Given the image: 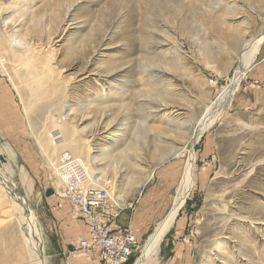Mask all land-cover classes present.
I'll list each match as a JSON object with an SVG mask.
<instances>
[{
    "label": "rangeland",
    "instance_id": "rangeland-1",
    "mask_svg": "<svg viewBox=\"0 0 264 264\" xmlns=\"http://www.w3.org/2000/svg\"><path fill=\"white\" fill-rule=\"evenodd\" d=\"M259 40L230 106L197 138ZM0 61V172L41 224L46 264H104L67 247L89 227L62 196V154L127 206L179 163L168 214L190 152L191 189L148 264H264V0H0ZM16 220L0 226V259L31 264Z\"/></svg>",
    "mask_w": 264,
    "mask_h": 264
},
{
    "label": "built area",
    "instance_id": "built-area-1",
    "mask_svg": "<svg viewBox=\"0 0 264 264\" xmlns=\"http://www.w3.org/2000/svg\"><path fill=\"white\" fill-rule=\"evenodd\" d=\"M56 165L70 216L82 219L89 227V235L71 245L72 253L86 257L96 253L104 264H128L139 247L133 227L119 223L129 206L111 194L108 187L93 185V176L83 159L64 153Z\"/></svg>",
    "mask_w": 264,
    "mask_h": 264
},
{
    "label": "bare ground",
    "instance_id": "bare-ground-1",
    "mask_svg": "<svg viewBox=\"0 0 264 264\" xmlns=\"http://www.w3.org/2000/svg\"><path fill=\"white\" fill-rule=\"evenodd\" d=\"M260 44L261 43L259 40L258 42H255L253 45L249 47L247 54L245 55L244 59L240 62V65L238 69L236 70V72L234 73L230 83L223 89L218 99V103L222 107L221 111L216 115L207 117L201 123L200 127L196 129L194 133L195 136H197V138H199L207 130L211 129L215 125V123H217L221 115L225 113L227 108L230 106L232 97L238 91L239 84L242 81L243 76L245 75L247 70L250 68V66L253 64V62L256 59V56L258 55L260 51ZM119 137H122V135L120 136L119 134ZM189 159L190 161L186 165L183 182L180 185V188L173 201V204H172V207L169 213L157 225L153 234L151 235L147 243L142 248L140 257L137 258L134 264L154 263L158 259V256L160 253V247L164 240V237L173 227L178 214L180 213L182 207L184 206L186 202V198L192 186V181H191L192 176H193L192 167L194 166V160H195L192 152H190ZM86 166L88 168V172L90 176L91 177L93 176V179H92L93 185L100 186L99 184L100 179L95 178V175H98V173L91 171L87 163H86ZM4 178H5V182H4ZM9 181L10 180L6 176V174L5 173L2 174L0 172V189L3 190V195L0 197V217L3 218V220L2 219L0 220V226L2 225L3 222L10 221L11 219H13L15 215H17L18 220H16V222L21 227L22 232L26 231V233L23 232V235L25 236L28 242V245H30L29 249H30V253H31V256L33 257L34 262L36 264H46L45 253H44L45 245H44V240L42 236V226L38 222V220L32 216V208L28 205V203H27V207H21V204H18L19 203L18 201L24 202V199H21L20 197L22 196H20V194H18L17 191L14 190V188H11L8 185ZM108 189L110 193L112 194L110 188ZM7 203H11V205H7ZM5 209L7 211L5 212V217H3L2 211H4Z\"/></svg>",
    "mask_w": 264,
    "mask_h": 264
},
{
    "label": "crops",
    "instance_id": "crops-1",
    "mask_svg": "<svg viewBox=\"0 0 264 264\" xmlns=\"http://www.w3.org/2000/svg\"><path fill=\"white\" fill-rule=\"evenodd\" d=\"M179 169L180 165L176 163L167 167V170L157 173L156 177L151 176L147 179L144 187L135 194L133 201L129 202V208L120 217L119 223L123 226L131 225L139 241L149 235L161 222V219L166 216L172 195L179 181ZM61 216L64 217L62 220L61 218L58 219L60 228H64L63 231L67 236L66 240H71L68 236H71V238L76 237L77 226L73 222L69 223L67 221L65 213ZM17 225L19 226V224ZM19 228L21 227L19 226ZM69 246L71 245L67 244L68 248ZM31 259V264H36L32 256ZM3 262L0 259V264H3ZM101 262H103L102 259Z\"/></svg>",
    "mask_w": 264,
    "mask_h": 264
},
{
    "label": "water",
    "instance_id": "water-1",
    "mask_svg": "<svg viewBox=\"0 0 264 264\" xmlns=\"http://www.w3.org/2000/svg\"><path fill=\"white\" fill-rule=\"evenodd\" d=\"M53 194H54V190H53V189H48V190L46 191V196H47V197H50V196H52ZM69 249L72 250V246H69Z\"/></svg>",
    "mask_w": 264,
    "mask_h": 264
},
{
    "label": "trees",
    "instance_id": "trees-1",
    "mask_svg": "<svg viewBox=\"0 0 264 264\" xmlns=\"http://www.w3.org/2000/svg\"><path fill=\"white\" fill-rule=\"evenodd\" d=\"M131 260V259H130ZM130 262V261H129Z\"/></svg>",
    "mask_w": 264,
    "mask_h": 264
}]
</instances>
